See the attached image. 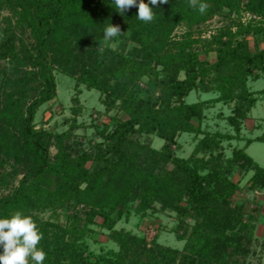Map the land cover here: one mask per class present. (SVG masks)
Segmentation results:
<instances>
[{"label": "trees", "instance_id": "16d2710c", "mask_svg": "<svg viewBox=\"0 0 264 264\" xmlns=\"http://www.w3.org/2000/svg\"><path fill=\"white\" fill-rule=\"evenodd\" d=\"M5 2L10 4L15 21L9 18L0 30V156L4 157L0 166L13 161L23 167L24 175L11 194L0 196V218L10 217L16 211L30 215V208L55 205L64 197L66 203L91 205L88 221L101 214L112 229L111 238L120 245L118 251H110V256L95 257L80 254L74 243L62 249L56 242L49 249L45 244V223L41 227L34 219L43 234L40 247L47 253L44 264H165L164 256L168 257V264L177 263V250L148 248L139 236L114 228L131 211L143 216L155 202L176 210L179 217L195 219L194 253L199 254L201 264H209L206 259L213 264H233L234 260L228 261L237 259L232 248L237 255L248 253L254 226L250 231V226L244 228L240 236L235 230L244 213L242 203L231 205L239 183L229 175L234 168L252 171L250 186L264 188V167L246 152L253 141H264V132L245 139V146L234 147L229 157L222 150V141L244 138V123L264 94V89L255 92L247 84L249 77L258 79L264 73V47L260 46L264 42V25L230 21L209 38L194 36V29L223 9L230 12V17L245 11L264 16V0H201L208 5L203 14L193 9L189 0H168L167 4L150 5L156 13L152 22L145 24L136 19L138 9L133 7L123 14L122 25L114 20L122 15L112 9V0ZM108 18L129 29V38L137 44L143 60L122 58L108 63L103 54L98 60L93 50L94 57L91 54L83 61L79 53H73L74 47L82 45L84 33ZM182 23L188 24L190 30L178 38L174 30ZM234 25L237 30H233ZM18 27L32 38L30 47L23 37L17 36ZM81 30L84 33L79 36ZM247 33L255 35L254 48ZM195 46L214 50L216 60L200 58ZM75 58L78 60L74 61ZM4 60L12 65L9 70L2 66ZM59 60L86 71L87 87L98 89L105 96L114 91V98L106 100V104L114 105L119 98L120 108L127 115L112 116L113 128L106 125L100 130L102 140L76 157L63 144L65 132L57 137L58 154L52 158L53 136L35 124L38 108L57 96L54 66ZM130 65L131 76H126ZM74 69L65 67L63 71L70 75ZM138 71L148 73V84L156 87L146 89L145 96L134 92L129 83ZM114 88H119L120 93L115 94ZM194 90L217 95L188 102L186 98ZM220 102H233L232 112L226 116L233 132H208L201 126L205 110ZM183 133L196 138L188 157L179 156L175 148ZM141 134H155L164 143L161 148H154L140 140ZM169 163L172 168H167ZM2 176L5 177V171ZM104 184L107 186L102 191ZM135 243L142 246L131 247ZM199 251L204 253L200 255Z\"/></svg>", "mask_w": 264, "mask_h": 264}, {"label": "rangeland", "instance_id": "374dc122", "mask_svg": "<svg viewBox=\"0 0 264 264\" xmlns=\"http://www.w3.org/2000/svg\"><path fill=\"white\" fill-rule=\"evenodd\" d=\"M112 9H114V6ZM9 18H13L15 21L10 4L4 0V2L0 3V30L6 26ZM114 18L115 22H119L122 25L125 16L122 15L121 18ZM230 21L234 23L242 22L244 24L258 22L264 25V16L245 11L241 14L232 13L230 17V12L227 9H223L219 15L214 16L202 26L196 27L194 29L196 30L194 36H200L201 38L206 36V38H209L219 33ZM109 23L116 25L112 19L108 18L107 21L97 23V26L93 27L88 33H84L81 30L79 36H82L84 33L85 39L80 47L75 48L71 44L74 47L72 49L73 53H79L81 56L80 60L83 59V61L93 54V50L96 51L95 55L99 58L98 60L102 58L101 55L103 54L108 63L121 60L122 58L143 60V54L142 52H138L137 44L132 38H129L130 31L128 28L123 29L120 27L121 31L125 33L114 38L107 46L102 43L104 28ZM15 30L17 36L23 37L24 42L30 47L32 38H30L28 32L21 33L20 27L15 28ZM189 30L188 24L182 23L175 28L174 34L178 38L180 36L183 37L186 33L188 34ZM233 30H237L235 25L233 26ZM246 38L250 40L251 48H254L255 35L247 33ZM260 38H263L262 34ZM260 46L264 47L263 40L260 42ZM99 47H103V52L98 51ZM194 48L196 50L199 49L197 52L200 58L211 62L216 60L217 56L214 50H205V48H201L200 46H195ZM77 60V58L74 59V61ZM93 60L94 58H92ZM8 63L9 60H4L2 66L9 70L12 65H8ZM73 65V63L65 65V62L61 60L56 62L54 73L57 81V96L53 100L42 104L38 108L35 117L36 127L46 129L53 136L50 145V156L52 158H55L58 154L56 141L60 134H65L66 132L67 135L65 134L63 144L67 146V151L71 156L76 157L83 151L92 150L96 141L102 140L103 137L100 134V130L105 128L106 125H108V129L113 128L110 119L112 116L127 117L125 111L120 108L121 100L119 98L115 99L114 105L108 106L106 104V100L114 98V93H112L114 91L111 92V96H105L100 90L87 87L85 83L87 80L86 71L77 69V65ZM65 67L69 70L70 68L75 69L72 70V74L67 75L63 71ZM131 67L132 65L128 66L126 76H131ZM146 70L150 72L151 69L148 68ZM139 75L142 77L140 78ZM150 78L149 74L145 73V71H138L134 78L135 80L129 83L134 92H139L140 96H145L147 94L146 89H156L153 85L148 84L147 80H150ZM247 84L255 92L263 90L264 73L258 79L249 77ZM114 85L115 87L117 86V84ZM114 90H116L115 94L120 93L119 88H114ZM216 95V92H199L194 90L188 95L186 100L194 102L199 99L213 98ZM260 97L244 123L242 130L244 138L242 140L224 139L222 141V150L226 157L232 155L234 147L245 146V139L255 137L264 132V94H261ZM232 108L233 102L231 104L220 102L209 105L205 110L202 128L208 132H233V128L226 120V116L232 112ZM140 138V140L149 143L154 148H161L164 143V140L155 134H141ZM195 143L196 138H194V134H181L178 138V146H175L177 154L182 157H188ZM246 152L264 167V141H253L247 147ZM0 160H4V157L0 156ZM21 167H18L17 164L15 165L13 161L5 163L2 167L0 166L1 197L11 194L18 186L20 179L24 175V171L21 170L23 167ZM167 168H172V164H167ZM4 171L5 177L2 176ZM251 174L252 171L234 168L229 175L234 181L239 183V190L232 196L233 202L231 205L235 206L242 203L244 213L242 221L236 225L235 230L240 236L244 228L246 229L250 226L248 228L250 231L251 226H254V238L251 245L248 243L251 248L248 253L243 252L245 256H241L243 253L237 255V250L232 248V253L237 259L229 258L228 261L234 260L233 264H264V188L250 186L249 179ZM82 186H85V183ZM106 186L104 184V186L100 187L101 190H105ZM153 205L152 208L146 210L143 216L131 211L129 215L119 219L115 223L114 228L139 236L144 239V243L142 242V244L148 248L158 247L162 251L177 250V263L175 262L174 264H201V262H198L199 254L194 253V249L197 248L194 241L195 232L193 230L195 219L190 216L179 217L176 210L169 207L163 208L164 206L159 202H155ZM91 208L92 206L86 202L79 203L78 205H74L73 201L66 203L63 197L55 205L30 208L28 214L33 219L39 221V226L42 227L43 223H45L47 230L45 244L49 249H52L56 242L61 245L62 249L74 243L82 255L93 257L97 255L110 256V251H118L120 245L111 238L112 229L108 227L101 214L95 215L92 221H88ZM246 242L245 246H247ZM133 245L137 247L142 246L140 243L139 245L135 243L131 244V247ZM214 250H216L215 246ZM199 253L201 255L204 251H199ZM193 256H195V260L192 259ZM164 258L165 261L163 259L162 263L168 264V257L164 256ZM204 261L205 263L213 264L210 259ZM228 264L232 263L228 262Z\"/></svg>", "mask_w": 264, "mask_h": 264}, {"label": "clouds", "instance_id": "9594fccd", "mask_svg": "<svg viewBox=\"0 0 264 264\" xmlns=\"http://www.w3.org/2000/svg\"><path fill=\"white\" fill-rule=\"evenodd\" d=\"M112 3L121 15L136 7V19L147 24L156 17L151 6L167 4L168 0H148V3H145V0H112ZM189 5L198 9L201 14L208 8L201 0H189ZM124 33L119 25L109 23L104 28L102 43L107 46L114 38ZM103 50V47L98 48L100 52ZM42 240L43 234L30 215L16 211L10 217L0 218V264H44L47 253L40 247Z\"/></svg>", "mask_w": 264, "mask_h": 264}, {"label": "crops", "instance_id": "0c3cea01", "mask_svg": "<svg viewBox=\"0 0 264 264\" xmlns=\"http://www.w3.org/2000/svg\"><path fill=\"white\" fill-rule=\"evenodd\" d=\"M262 133H263V132H262ZM262 133H261V134H262ZM257 136H258V135H257ZM255 137H256V136H255ZM250 144H251V143H250ZM250 144H249V145H250ZM249 145H248V146H249ZM248 146H247V147H248ZM247 147H246V150H247ZM252 158H253V157H252ZM256 162H257V161H256Z\"/></svg>", "mask_w": 264, "mask_h": 264}]
</instances>
